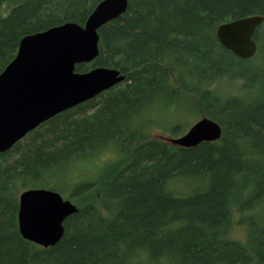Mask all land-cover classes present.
I'll return each mask as SVG.
<instances>
[{"label":"trees","instance_id":"obj_1","mask_svg":"<svg viewBox=\"0 0 264 264\" xmlns=\"http://www.w3.org/2000/svg\"><path fill=\"white\" fill-rule=\"evenodd\" d=\"M101 1L0 0V74L25 36L84 26ZM254 15L264 17V0H128L99 30L98 57L76 66L116 69L124 81L0 154V264H264V23L248 60L216 35ZM237 80V94L219 91ZM200 116L221 126L219 140H146L159 128L179 138ZM110 151L116 161L94 163ZM29 189L76 201L53 247L19 232ZM235 223L245 241L231 237Z\"/></svg>","mask_w":264,"mask_h":264},{"label":"water","instance_id":"obj_2","mask_svg":"<svg viewBox=\"0 0 264 264\" xmlns=\"http://www.w3.org/2000/svg\"><path fill=\"white\" fill-rule=\"evenodd\" d=\"M127 7L128 0H102L84 26L66 23L21 40L15 58L0 74V154L46 121L124 81L125 76L116 69L101 67L79 73L76 66L98 57L99 30L120 18ZM263 23V16L254 15L222 24L217 39L237 58L251 59L258 51L255 34ZM221 136V126L204 117L171 143L193 148ZM78 210L53 190H26L19 197V232L40 247H53L64 236L67 218Z\"/></svg>","mask_w":264,"mask_h":264},{"label":"rangeland","instance_id":"obj_3","mask_svg":"<svg viewBox=\"0 0 264 264\" xmlns=\"http://www.w3.org/2000/svg\"><path fill=\"white\" fill-rule=\"evenodd\" d=\"M237 83H238V80L237 81H231V82L225 84L224 86H221V89L219 88V91L224 92V94H232V95L237 94L238 93V90L236 89L237 88L236 87ZM146 115H148V114H146ZM163 115H164L163 116L164 118L163 119L161 118L162 120H159L160 123L165 124L164 123L165 119L168 120V121H171L172 117H171L170 114H167L166 117H165V114H163ZM202 118L203 117L200 116L194 122H192L189 125V127L187 128V131L195 123H197L199 120H201ZM177 119H179V124L188 125L189 122H191V120H193V117H192L191 114H185V113H183V114H180L179 117H177ZM172 139H174V138L172 136H170L169 133H167L166 131H163V128H159V129L153 130L151 132V134H149V136L147 137L146 140H161V141L171 142ZM115 154L116 153H113L111 151L110 152L103 153V154L100 155V157H98L96 159V161H94V163L95 164L96 163L102 164L104 166L105 165H108V164H110V163H112V162H114V161L117 160ZM95 164H91L90 169L88 168V172L89 173L90 172L93 173V171H95V169H96L95 168L96 167ZM94 194H95V192H94ZM68 200H70V199H68ZM75 202H72V203H75ZM234 218H235V220H237L238 219V214L235 213V217ZM231 237L234 240H237V241H245V238H246V227L245 226H242V225H237L235 223L234 226H233V228H232V231H231Z\"/></svg>","mask_w":264,"mask_h":264}]
</instances>
